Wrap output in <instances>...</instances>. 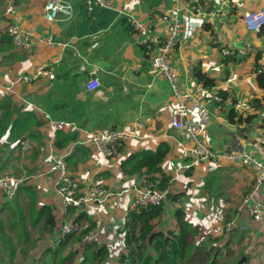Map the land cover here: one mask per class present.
Wrapping results in <instances>:
<instances>
[{
  "label": "crops",
  "instance_id": "crops-1",
  "mask_svg": "<svg viewBox=\"0 0 264 264\" xmlns=\"http://www.w3.org/2000/svg\"><path fill=\"white\" fill-rule=\"evenodd\" d=\"M66 1L73 9L71 18L60 16L53 22H47L43 18L46 0H0V33L6 32L8 25L15 24L31 32L35 38L31 48L12 43L14 49L0 53V98L11 95L16 104L33 112L41 121H46L40 129L43 142L36 144L47 147V151L39 152V157L32 163V152L21 156L18 147L13 149V145L0 140V174L12 173L20 177L28 175L29 169H34L31 174L42 175L38 179L42 186L39 192L41 202L55 207L53 241L57 228L63 223L72 222L74 216L82 211L74 210L72 214L71 209L63 208L55 192V176L48 174L50 155L64 152L53 145L55 132L50 130L48 118L83 124L82 131L86 132L122 125L131 128L136 122L145 125L140 132L141 139H128L118 157L105 162L101 169L95 168L91 159L79 164L74 174L84 183L97 180L111 191L122 190L123 186L136 182L139 177H123L118 172L120 163L138 150H155L160 142L168 143L171 148L162 164L163 168L168 161H184L175 143L180 137L169 124L171 115L177 109L171 84L165 77L151 72L149 61L145 59L140 46L142 38L132 31L131 20L145 22L154 36L164 39L174 16L176 20L182 21L197 10L196 14L204 19L203 26L197 28L191 38L178 35V44L169 61L177 84L181 91L197 89L201 84L194 78L192 69L200 65L202 72L216 82L212 92L226 93L222 103L210 102L207 106L209 123L205 124L202 131L205 129L210 146L220 153L253 150L254 155L264 162V145L259 144L264 137V91L258 88L254 73L257 55L260 58L258 64H264V38L249 32L243 23L247 13L264 10V0H162L155 10L141 0H107L109 7L94 6L90 12L86 8V0ZM84 40H89L90 44H83ZM222 50H228L230 54L222 56ZM10 54L19 59L13 62L8 59ZM81 67L89 71L96 70L101 83L100 95L86 91L88 78ZM46 69L55 77L54 84L46 76L38 75V71ZM18 75H31L33 80L28 84H17L7 91L6 87ZM117 85H120L121 90ZM254 100H259L262 107L255 113H249L254 116L249 124L229 123L227 114L230 110L237 116L245 117L234 109L237 101L249 105ZM53 102H64L65 106L54 109ZM8 164L17 169L14 172L7 171L5 168ZM208 177L214 181L210 191L204 189ZM253 178L252 168L238 163L218 167L199 165L182 173L167 187L168 199L162 204L161 216L153 223V233L175 230L174 213L179 208H183L186 220L192 223L195 219L197 223L192 224L199 227L210 215L202 210L205 208H201V205L205 204L206 199L219 196L221 191L216 192L217 186H221L224 180H231L235 187L227 186L222 193L229 192L233 196L232 200L238 201L241 193L244 195L251 188ZM189 185L200 191V197L189 202L182 197L177 198L185 193L184 188ZM186 193L192 194L191 189ZM130 200L128 194L112 202L115 211L113 219L106 211L101 214L107 203L97 206L103 228L101 245L109 244L111 228L120 227L118 225L123 219L127 221V212L134 211L129 209ZM4 201L6 199L0 193V204ZM234 212L228 221L233 219ZM90 216L96 221L94 215ZM116 218L117 225L110 222ZM81 222L88 223L85 219ZM240 225L248 229L233 232L250 237L246 241L250 244L246 250L264 247L261 223H252L243 216ZM115 235L122 242L119 244L121 250L125 247V230ZM249 260L246 257L245 263Z\"/></svg>",
  "mask_w": 264,
  "mask_h": 264
},
{
  "label": "built area",
  "instance_id": "built-area-1",
  "mask_svg": "<svg viewBox=\"0 0 264 264\" xmlns=\"http://www.w3.org/2000/svg\"><path fill=\"white\" fill-rule=\"evenodd\" d=\"M176 1V0H172ZM88 12L92 11L94 6L99 8L109 7L107 0H86ZM194 10V9H193ZM72 6L66 0H46L43 7V18L47 22H53L60 16L70 19L72 16ZM185 16L182 21L176 20L175 16L169 25V31L166 38L161 39L154 36L147 24L139 20H131L132 31L141 37L140 46L143 48L145 58L148 59L150 70L154 75L165 77L171 84L172 97L176 100V111L171 115L170 127L180 137L175 143L181 153L183 162L168 161L161 173L169 177L168 185L172 183L179 175L199 165H212L218 167L223 164L238 163L243 166H249L254 172V178L251 188L240 198L235 207L233 219L228 221L224 230L229 231H246L247 226L240 225V219L245 216L252 223H261V230L264 232V162L257 158L253 150L242 151L237 153H220L210 148L202 139L201 133L205 124L209 120V111L207 106L210 102L220 104L223 99L219 94H215L211 89H206L200 85L195 90L181 91L177 84V79L169 65V53L175 50L178 44V35L182 34L184 38H191L197 28L204 24V19L196 14ZM167 20L166 17L163 18ZM245 28L252 33H259L264 25V10L251 11L243 17ZM8 34L15 46L31 48L35 43V38L31 32L22 30L18 25L10 24L7 26ZM48 45L50 42L46 41ZM95 47V45H93ZM222 56H228L230 51L222 50ZM81 71L88 74V81L85 89L89 93L101 94V83L96 76V70H87L81 67ZM261 70H254L255 74ZM38 75H44L49 80L54 79L53 74L46 70L38 71ZM33 80L30 75H18L6 87L10 91L17 84H28ZM234 109L241 115L248 116L249 113L258 111L253 104H242L237 101ZM40 112V109H37ZM244 117V116H243ZM48 125L52 132L57 131H74L77 126L68 120H52L48 118ZM145 125L142 122H136L131 128L127 127H107L101 131L86 132L84 143L90 145L92 149L91 160L95 168L101 169L103 164L113 160L120 154L124 148L125 142L130 138L141 139L140 132ZM259 144L264 145V137ZM21 156L30 153L34 147L39 152H46L47 147L37 146L28 138L22 139L17 144ZM70 153H54L50 155V164L48 174L54 175V187L56 194L60 197L64 209L80 210L87 212L96 217L95 226L87 232L81 239L82 244L97 243L101 246V218L98 214L97 206L107 203L112 198H122L130 195V209L138 210L149 206H162L168 199V188H159L161 174H146L136 182L123 186L122 190L111 191L106 189L99 181L90 180L87 183L81 182L77 177H73L69 172L65 158ZM42 175L36 176L39 179ZM33 177L16 176L12 173L0 174V193L5 199L15 197L16 191L22 183L31 180L36 192L42 190L41 183ZM88 223L69 222L61 224L54 236V243L64 241L68 236H79L88 228ZM200 234V232H199Z\"/></svg>",
  "mask_w": 264,
  "mask_h": 264
},
{
  "label": "trees",
  "instance_id": "trees-1",
  "mask_svg": "<svg viewBox=\"0 0 264 264\" xmlns=\"http://www.w3.org/2000/svg\"><path fill=\"white\" fill-rule=\"evenodd\" d=\"M148 7L155 10L159 7L162 0H141ZM257 35L264 38V25ZM89 40H84L83 44H90ZM14 49L11 37L6 32L0 33V53L10 52ZM255 70L260 69L261 72L256 74V83L260 90L264 91V64L259 65V55L256 57ZM8 59L16 61L19 58L10 54ZM148 60L147 58H145ZM86 78H88V74ZM194 78L206 89H212L216 86L214 79L203 73L200 65L192 69ZM51 81L55 83V77ZM121 90L120 85L116 86ZM54 92L56 89H52ZM219 96L225 100L226 93L220 91ZM50 99V95L48 94ZM264 102V97L262 98ZM259 100L253 101V106L257 109L261 108ZM54 109H62L65 103H54ZM229 123L249 124L253 115L246 117L237 116L233 110L227 114ZM236 118V119H235ZM45 120H40L33 112L24 109L22 105L16 104L11 95H4L0 98V140L5 139L6 144L13 145V149L17 148L20 140L27 137L35 144H41L43 137L40 129ZM76 125V124H75ZM77 130L74 131H57L55 132L53 145L56 149L70 151L65 158L69 172L73 177H77L74 172L79 164L88 161L92 156L90 145L84 143L85 134L82 132L84 125H76ZM116 128L117 126H111ZM101 131V129H99ZM37 145V144H36ZM38 146V145H37ZM39 147V146H38ZM71 149V150H69ZM170 146L166 142H160L155 150L143 149L129 155L119 166L118 172L125 178H138L146 174L158 173L162 175L159 188L166 189L168 187L169 177L161 173L162 164L170 153ZM30 161L32 163L39 157L37 147L31 151ZM30 152V153H31ZM34 169H29V174ZM8 174V173H6ZM31 181V180H29ZM212 177L206 178L204 189L210 191L213 186ZM104 186V185H103ZM109 189L107 186H104ZM40 194L36 192L33 182H24L16 191L15 197L6 199L0 204V240L1 244L8 248L7 260L0 261L1 264H73L72 259L80 254L77 264H104L109 257V249L106 245L97 243L82 244V237L95 226L93 219L87 212H80L74 216V222H81L85 219L88 221V228L81 235L75 238V242L82 245V251L66 250L68 236L64 241L59 242L55 247H48L44 250L43 256L38 259L32 258L28 254V249L23 247L17 251L16 243H28L31 231L39 230V234L48 232L49 235L54 234L56 227L55 207L42 203ZM183 195L176 196L181 197ZM5 198V197H2ZM72 214L74 209L70 210ZM163 212L162 206H149L127 213V221L124 226L125 236L124 244L126 254L120 255V263L126 264H201L196 261L198 246L196 239L199 235L198 226H194L188 220L183 208L175 210L176 229L167 231L166 233H153V223ZM228 222V221H227ZM138 228V233L135 230ZM7 229L14 234L16 242L7 233ZM241 258V257H240ZM239 258V259H240ZM75 264V260H74ZM210 264H216L212 259Z\"/></svg>",
  "mask_w": 264,
  "mask_h": 264
},
{
  "label": "rangeland",
  "instance_id": "rangeland-1",
  "mask_svg": "<svg viewBox=\"0 0 264 264\" xmlns=\"http://www.w3.org/2000/svg\"><path fill=\"white\" fill-rule=\"evenodd\" d=\"M172 54V52H171ZM169 53V61L172 59V56ZM83 83V82H82ZM209 123V120H208ZM207 123V124H208ZM125 125L120 126L119 128L124 127ZM207 126V125H206ZM202 135L200 136L201 139L209 146V137H207V134L204 131L201 133ZM212 135V134H211ZM210 135V136H211ZM3 141L6 143L5 139ZM4 144V143H3ZM212 148V147H211ZM11 149V148H10ZM7 171L14 172L17 168L12 165H7L5 168ZM16 174V173H15ZM52 175V174H50ZM17 176V175H16ZM31 176V175H30ZM33 177L32 180H36L37 177L36 175L31 176ZM78 178V177H77ZM79 179V178H78ZM38 180V179H37ZM80 180V179H79ZM81 181V180H80ZM82 182V181H81ZM221 185V184H220ZM234 188L235 185L231 180H224L222 182L221 186L216 187V192L219 190L220 194L218 197H210L209 199H206L205 204L201 205V208L206 212H209L210 215L209 217L203 222L198 228L199 232L201 234L198 235L196 242L199 243L197 244L198 246V251L196 255V261L201 264H210L212 259H215L216 264H238L239 258L242 256L247 257V259H250L249 262L250 264H264V247L261 249H252L246 248L250 245H248V239L250 237H245L241 234H236L233 231H225L224 226L228 221V218L231 217L233 214L235 207L237 206V202H239L240 198L243 196V192L241 193V197L237 201V199H233V196L227 193H222L223 190L227 188ZM188 189H191L192 194L186 193ZM203 187L201 188V190ZM215 189V188H214ZM214 189L212 190V193L214 192ZM185 193L183 196V200L186 202L191 201L194 198L200 197V191H196L192 188V186H185L184 188ZM218 193V192H217ZM116 197H112L107 201V207L101 211V214L103 215V212L106 211L107 214L110 215V218H114L115 211L112 209V202L115 201ZM236 202V203H234ZM130 209V208H129ZM200 209V208H199ZM129 212V211H128ZM127 212V213H128ZM99 214V210H98ZM235 214V212H234ZM107 218V219H110ZM111 219V220H112ZM115 223L116 225L118 224L117 218L113 221H110ZM126 220L124 219L119 223L118 228H111L110 233L112 234V237L109 239V244H103L107 245L109 248V257L107 261L104 264H122L120 263V255L126 254L125 247L120 250V247L122 242L119 240L118 236L116 238L115 233H123L124 232V226H125ZM192 223H197L195 219L192 220ZM201 228V229H200ZM103 229V228H102ZM115 229V230H113ZM121 231V232H120ZM7 233L9 236L12 238L13 242H16V239L14 237V234L7 229ZM39 230H32L31 231V236L28 241V243H16L15 244V249L19 251V249L26 247L28 249V254L30 256L33 255L32 258L38 259L43 256V252L46 248L48 247H55L58 243H54L53 241V235H49L48 232H43V234H39ZM135 233H138V228L135 230ZM77 236L68 239V244L66 247V250H76L79 253L82 251V245L79 244L78 242H75V238ZM242 239V240H241ZM245 240V241H243ZM1 242V240H0ZM124 250V251H123ZM7 253H8V248L0 243V261H6L7 260ZM80 257L79 255L74 256L72 259V262L74 264H77L78 258ZM4 259V260H3ZM4 261V262H5ZM126 260L124 261L123 264H126ZM244 263V264H247ZM1 264V263H0ZM48 264V263H45Z\"/></svg>",
  "mask_w": 264,
  "mask_h": 264
},
{
  "label": "water",
  "instance_id": "water-1",
  "mask_svg": "<svg viewBox=\"0 0 264 264\" xmlns=\"http://www.w3.org/2000/svg\"><path fill=\"white\" fill-rule=\"evenodd\" d=\"M246 262V257L245 256H242L239 261H238V264H243Z\"/></svg>",
  "mask_w": 264,
  "mask_h": 264
}]
</instances>
